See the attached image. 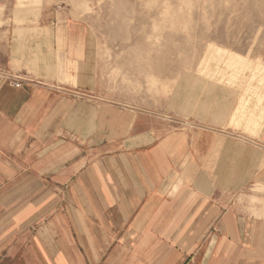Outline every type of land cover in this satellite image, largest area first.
<instances>
[{
    "label": "crops",
    "instance_id": "1",
    "mask_svg": "<svg viewBox=\"0 0 264 264\" xmlns=\"http://www.w3.org/2000/svg\"><path fill=\"white\" fill-rule=\"evenodd\" d=\"M95 88L87 27L42 3L12 11L0 264H264V150L98 101Z\"/></svg>",
    "mask_w": 264,
    "mask_h": 264
},
{
    "label": "rangeland",
    "instance_id": "2",
    "mask_svg": "<svg viewBox=\"0 0 264 264\" xmlns=\"http://www.w3.org/2000/svg\"><path fill=\"white\" fill-rule=\"evenodd\" d=\"M40 3L89 29L96 100L264 150V0H0V36Z\"/></svg>",
    "mask_w": 264,
    "mask_h": 264
},
{
    "label": "built area",
    "instance_id": "3",
    "mask_svg": "<svg viewBox=\"0 0 264 264\" xmlns=\"http://www.w3.org/2000/svg\"><path fill=\"white\" fill-rule=\"evenodd\" d=\"M15 85L19 86V84L16 82Z\"/></svg>",
    "mask_w": 264,
    "mask_h": 264
}]
</instances>
